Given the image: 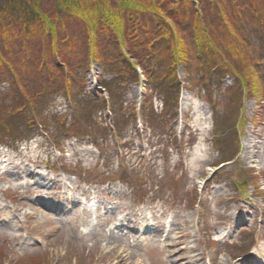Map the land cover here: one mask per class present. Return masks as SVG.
Returning a JSON list of instances; mask_svg holds the SVG:
<instances>
[{"label":"rangeland","instance_id":"rangeland-1","mask_svg":"<svg viewBox=\"0 0 264 264\" xmlns=\"http://www.w3.org/2000/svg\"><path fill=\"white\" fill-rule=\"evenodd\" d=\"M245 37L264 79V31ZM198 70L179 68L174 116L141 70L126 87L94 63L77 108L46 110L75 128L0 143L3 264H264V97Z\"/></svg>","mask_w":264,"mask_h":264},{"label":"trees","instance_id":"trees-1","mask_svg":"<svg viewBox=\"0 0 264 264\" xmlns=\"http://www.w3.org/2000/svg\"><path fill=\"white\" fill-rule=\"evenodd\" d=\"M263 25L264 0H0V85L10 86L0 93V143L48 132L50 119L60 121L59 131L75 128L46 110L58 95L77 108L94 63L126 87L123 75L139 82L141 70L163 114L177 115L180 67L187 78L193 66L230 69L244 99L262 100L261 59L245 36ZM101 87L113 98L109 85ZM237 121L240 138L245 122Z\"/></svg>","mask_w":264,"mask_h":264},{"label":"bare ground","instance_id":"bare-ground-1","mask_svg":"<svg viewBox=\"0 0 264 264\" xmlns=\"http://www.w3.org/2000/svg\"><path fill=\"white\" fill-rule=\"evenodd\" d=\"M120 232H123L122 229L120 230ZM111 235H112V237H110L109 243H111V244H118L121 237L116 232H113V231H112ZM151 235H152V233H151ZM180 239H182V238H180ZM123 262H124V260H123Z\"/></svg>","mask_w":264,"mask_h":264}]
</instances>
